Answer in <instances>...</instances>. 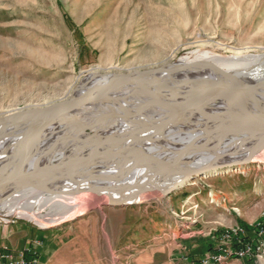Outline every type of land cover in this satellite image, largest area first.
<instances>
[{"label":"rangeland","instance_id":"374dc122","mask_svg":"<svg viewBox=\"0 0 264 264\" xmlns=\"http://www.w3.org/2000/svg\"><path fill=\"white\" fill-rule=\"evenodd\" d=\"M181 59L207 72L264 68V0H0V116L62 101L91 73ZM202 171L127 204L79 193L70 208L30 203L31 193L0 215V236L18 225L53 232L61 245L45 264H186V244L201 254L195 241L264 220V159ZM245 259L232 264H264V245Z\"/></svg>","mask_w":264,"mask_h":264},{"label":"bare ground","instance_id":"6f19581e","mask_svg":"<svg viewBox=\"0 0 264 264\" xmlns=\"http://www.w3.org/2000/svg\"><path fill=\"white\" fill-rule=\"evenodd\" d=\"M185 60L135 72L160 69L154 75L143 74L142 86L171 95L194 89L247 94L249 99L264 101V68L207 72L197 64H183ZM115 76L91 73L79 85H102ZM196 99V95H187L182 103ZM65 100L0 116V179L15 168L30 173L28 178L33 181L17 182L0 191V215L15 213L21 207L19 201L31 193L35 199L30 203L40 198L70 208L75 206L69 199L79 193L97 201L127 204L141 199L144 192H169L201 170L231 166L250 157L255 162L264 159V140L259 138L264 135V113L245 111L233 101L218 99L164 109L150 108L133 94L114 93L107 101L66 111L42 131L46 135L34 134L44 116ZM154 125L159 128L153 131ZM24 147L33 153L21 164ZM71 153L76 155L72 162ZM41 189L48 193L35 195ZM231 256L232 251L217 252L218 260Z\"/></svg>","mask_w":264,"mask_h":264},{"label":"water","instance_id":"95a60500","mask_svg":"<svg viewBox=\"0 0 264 264\" xmlns=\"http://www.w3.org/2000/svg\"><path fill=\"white\" fill-rule=\"evenodd\" d=\"M160 69H151L148 72H131L124 74H115L116 76L112 81L97 85V86H76L70 95L66 98L65 103L62 106H58L55 109L49 111L42 121L41 125L37 126L34 130V134H39V136L43 133L42 131L49 125L58 122L61 119V116L66 113L68 110H73L85 106L87 104L92 103H100L103 101H107V98L114 93H124V94H133L142 99L148 106L158 107V108H173L175 106L179 107H187L191 106L193 103L203 104V103H213L218 99H226L228 101H233L238 104L245 111H253L261 114L264 113V101H257L249 99L247 94H220L217 92H208V91H199L198 90H185L180 94H168L165 92L150 90L146 87L142 86L141 79L144 78L145 75H154L159 72ZM196 95L198 99L192 101L193 103L183 102L182 99L187 96ZM171 97V98H169ZM249 138H254L249 135ZM261 140H264V135L259 137ZM21 164H25L30 159L32 155V151L28 148L24 147L22 150ZM15 168L11 171H6L4 175L0 179V191L4 190L6 187H10V185L15 184L17 182H33L30 178H28L29 174L20 173ZM203 174V172H201Z\"/></svg>","mask_w":264,"mask_h":264},{"label":"built area","instance_id":"2783aa9c","mask_svg":"<svg viewBox=\"0 0 264 264\" xmlns=\"http://www.w3.org/2000/svg\"><path fill=\"white\" fill-rule=\"evenodd\" d=\"M244 230L239 225L232 229H225L220 235V240L216 244L215 248L204 254L199 259L195 260L187 255H183L186 264H232L233 259H245L257 256L258 252L262 249L264 241L254 245L251 242L241 239V235ZM258 234L264 235V228L260 227ZM233 239H237L240 243L238 246H234ZM5 251L1 253V264H41L40 258L32 252L31 248H26L21 251H10L7 247H4ZM220 251H232V260H218L217 252Z\"/></svg>","mask_w":264,"mask_h":264},{"label":"crops","instance_id":"0c3cea01","mask_svg":"<svg viewBox=\"0 0 264 264\" xmlns=\"http://www.w3.org/2000/svg\"><path fill=\"white\" fill-rule=\"evenodd\" d=\"M5 230V234L0 236V244L9 245L13 252L31 248L32 252L35 253L44 264L50 260L61 245L60 239L54 236L51 231L38 230L36 228H31L27 231L19 225L13 227L11 233L8 229L5 228Z\"/></svg>","mask_w":264,"mask_h":264},{"label":"trees","instance_id":"16d2710c","mask_svg":"<svg viewBox=\"0 0 264 264\" xmlns=\"http://www.w3.org/2000/svg\"><path fill=\"white\" fill-rule=\"evenodd\" d=\"M240 227L243 228L244 233L241 235V239L251 242L254 245H257L259 242L264 241V235L260 236L258 234L259 232V228L263 227L264 228V220H262V223H259L258 225H249L247 224L245 221L243 220H238V224ZM254 236V237H253ZM220 238V233L217 231L215 233H213L212 236L206 237L204 239H200L195 241L196 244L199 245L200 250H202V253H198L195 250L192 249V245L191 244H186L185 247L188 249L187 252V256L192 258V259H199L200 257H202L204 254L212 251L216 244L218 243ZM233 244L234 246H238L240 245V243L237 241V239H233ZM256 256L251 257V258H246L245 260H247L248 262L253 261L255 259Z\"/></svg>","mask_w":264,"mask_h":264}]
</instances>
